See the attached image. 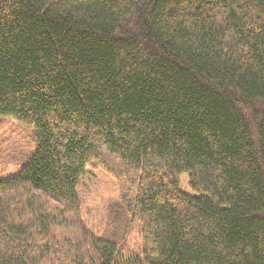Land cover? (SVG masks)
I'll list each match as a JSON object with an SVG mask.
<instances>
[{"label":"trees","instance_id":"1","mask_svg":"<svg viewBox=\"0 0 264 264\" xmlns=\"http://www.w3.org/2000/svg\"><path fill=\"white\" fill-rule=\"evenodd\" d=\"M4 117L35 152L0 264H264V0H0ZM87 168L119 192L100 235Z\"/></svg>","mask_w":264,"mask_h":264},{"label":"rangeland","instance_id":"2","mask_svg":"<svg viewBox=\"0 0 264 264\" xmlns=\"http://www.w3.org/2000/svg\"><path fill=\"white\" fill-rule=\"evenodd\" d=\"M34 152L32 128L10 117L2 118L0 122V178L15 175ZM181 186L184 190H188L185 180ZM78 194L82 202V218L96 235L102 234L109 206L117 202L119 198L117 185L102 170L87 168L80 180ZM134 235H131L129 246L130 249L136 250L138 245L133 239Z\"/></svg>","mask_w":264,"mask_h":264}]
</instances>
